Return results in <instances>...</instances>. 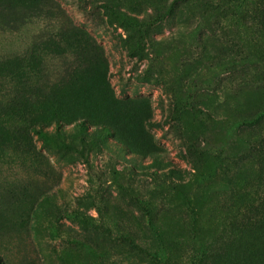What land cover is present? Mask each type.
Masks as SVG:
<instances>
[{
  "label": "rangeland",
  "instance_id": "obj_1",
  "mask_svg": "<svg viewBox=\"0 0 264 264\" xmlns=\"http://www.w3.org/2000/svg\"><path fill=\"white\" fill-rule=\"evenodd\" d=\"M37 1L58 13L45 7L35 18L26 9L33 18L22 22L17 10L0 5V73H19L22 63L11 59L34 48L24 62L32 93L52 99L61 65L71 64L47 41L63 20L64 38L55 41L73 49L88 41L98 49L90 57L102 61L99 84L106 83L108 100L92 88L90 120H101L113 100L136 101L135 121L146 109L153 125L141 120L128 129L136 154L126 161L112 136L105 147L81 146L75 126L82 100L75 94L89 86L65 91L60 103L73 114L61 117L64 132L55 136L56 106L39 103L37 114L24 92L0 80V95L12 90L17 100L11 108L0 100L1 261L174 264L220 241L230 227L239 231L264 216V122L234 125L264 105V0H181L168 14L172 0H112L140 24L164 16L135 37L107 19L105 0ZM11 80L18 82L16 75ZM40 123L61 147L33 133ZM150 152L162 164L151 165ZM75 213L92 226L67 217Z\"/></svg>",
  "mask_w": 264,
  "mask_h": 264
},
{
  "label": "trees",
  "instance_id": "obj_2",
  "mask_svg": "<svg viewBox=\"0 0 264 264\" xmlns=\"http://www.w3.org/2000/svg\"><path fill=\"white\" fill-rule=\"evenodd\" d=\"M181 0H172L168 10L166 13H171L175 5ZM32 0H19L18 2L15 0H1L0 5H2L7 10H17V14H19L18 19L22 22H26L33 18V16H29L30 14H26L25 10H33L36 13H42V10L47 7V12L52 13L56 11L58 13V8H54V6H45L40 3V1H33V7H30ZM100 7L107 16L108 20H113L118 23L125 29H130L133 36H136V33L142 32L144 33L148 27L154 25L159 20L163 19V15H158L152 22H148L146 24H140L134 18H131L127 14L122 11L121 3L115 2L112 0H105L100 3ZM33 14V13H31ZM166 14V15H167ZM41 14H36L35 18H39ZM67 24L65 21L61 20L60 23H56L53 26L51 39L47 41H51L54 44L52 47H56V49H61L67 53V59L71 62L69 66L61 65L60 71H58L57 80L54 82V86L56 88V95L52 97L50 100H44L41 98H37V94H33L35 90V86L31 85L29 76V72H26L24 67V62L32 56L34 52L29 50L26 51L25 56L17 55L11 60H17L16 62L22 63L20 67L21 71L19 73L9 72V75L6 73V68L2 70L0 73V80H8L11 87H14L12 90L20 89L24 92V96L27 100L28 107L31 111L38 114L40 105L39 103L47 104L48 107L56 106V110L54 111V125L55 131L53 135L58 136L64 132V129L61 127V117H71L73 112L69 108L68 104L60 103V99L65 95V91L67 89H71L72 92L76 93L81 90L80 86L75 87L78 83H83L84 86L90 88V90L85 89L86 92L81 91L76 96L80 97L82 100V104L78 110V123H76V129L81 133V137L79 141H81V146L85 144L90 145L94 148H99L101 145L104 147L109 144L110 137H114L120 147V150L124 154H122L121 158L127 161L126 154H136V140L129 137L128 129L131 126H138L141 123V120L147 122V125H153L149 121V116L147 115V110L142 112L143 118L138 122L135 121L136 113L138 110L133 104L137 102L134 101H124L117 102L113 100L114 105L109 103L108 112L105 115L100 116L97 123L93 120H90L89 113L85 110V104L87 101L92 100L94 97V92L92 88L96 89L99 93H102L104 97L108 100L107 92H106V83L99 84L105 76L103 73L102 61L99 57H96L98 63L91 58L92 52H96L98 54L97 48L90 47L88 41H85V47H75L74 46H65L62 47L63 42H56L55 39H63L64 33L66 31ZM141 37H137L136 40L139 41ZM29 52V53H28ZM58 55L60 52L56 50ZM66 56V55H65ZM64 57V56H57ZM12 62V61H11ZM18 78V82H14L11 79L14 76ZM11 78V79H10ZM92 85V87H90ZM1 86V85H0ZM7 95L1 96L0 100H5L8 107L11 108L17 102L16 98H14L11 94L13 91ZM1 92V90H0ZM33 92V93H32ZM83 97V98H82ZM118 104V105H117ZM70 113H69V111ZM19 122V120H16ZM142 121V122H143ZM264 122V105L260 106V108L255 111L252 116H245L237 120L234 125L242 126V125H258ZM20 123V122H19ZM43 123L38 124L39 128H33L32 131L39 138L44 140V142H51L53 138L50 134H48L43 126ZM50 138V139H49ZM263 142L259 141V147L264 149V134L262 135ZM49 142V143H50ZM55 147H61L62 143L58 141L51 142ZM264 151V150H262ZM155 152H150L151 165H160L162 161L157 160V156L154 155ZM133 157V156H132ZM130 169L136 168L135 164L128 166ZM113 181L119 186V172H112ZM146 214L149 217L148 223L150 229H154L150 221L149 210L145 207ZM98 211V210H97ZM100 213V212H98ZM70 220L80 222L86 226H92V221L89 217L84 216L79 213L69 214L67 216ZM264 220V216L260 220H252L246 224L245 227H242V230H234L233 227H230V231L224 237L220 239V241H211L209 245H203L201 249L188 257L185 262H174V264H264V254H262V248L264 247V227L261 225V222ZM137 244V243H136ZM136 244H132L136 246ZM139 246V244H137ZM157 263H162V258L158 257L156 260ZM0 264H10L7 260H0Z\"/></svg>",
  "mask_w": 264,
  "mask_h": 264
}]
</instances>
